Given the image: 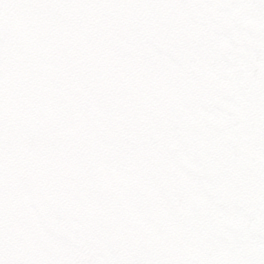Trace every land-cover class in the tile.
Masks as SVG:
<instances>
[{
	"label": "snow or ice",
	"instance_id": "obj_1",
	"mask_svg": "<svg viewBox=\"0 0 264 264\" xmlns=\"http://www.w3.org/2000/svg\"><path fill=\"white\" fill-rule=\"evenodd\" d=\"M0 264H264V0H0Z\"/></svg>",
	"mask_w": 264,
	"mask_h": 264
}]
</instances>
